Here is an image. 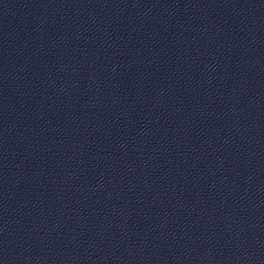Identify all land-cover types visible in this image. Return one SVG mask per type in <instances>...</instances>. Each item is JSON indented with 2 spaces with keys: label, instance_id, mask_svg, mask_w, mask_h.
<instances>
[{
  "label": "water",
  "instance_id": "1",
  "mask_svg": "<svg viewBox=\"0 0 264 264\" xmlns=\"http://www.w3.org/2000/svg\"><path fill=\"white\" fill-rule=\"evenodd\" d=\"M0 264H264V0H0Z\"/></svg>",
  "mask_w": 264,
  "mask_h": 264
}]
</instances>
